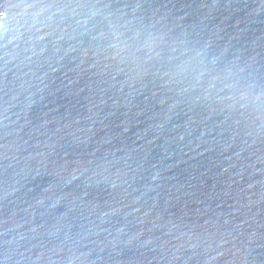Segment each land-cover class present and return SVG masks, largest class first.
I'll use <instances>...</instances> for the list:
<instances>
[{
	"label": "water",
	"instance_id": "obj_1",
	"mask_svg": "<svg viewBox=\"0 0 264 264\" xmlns=\"http://www.w3.org/2000/svg\"><path fill=\"white\" fill-rule=\"evenodd\" d=\"M109 13L245 97L134 83L93 55ZM0 25V264H264V0H0Z\"/></svg>",
	"mask_w": 264,
	"mask_h": 264
},
{
	"label": "clouds",
	"instance_id": "obj_2",
	"mask_svg": "<svg viewBox=\"0 0 264 264\" xmlns=\"http://www.w3.org/2000/svg\"><path fill=\"white\" fill-rule=\"evenodd\" d=\"M77 9H84V11H77ZM73 11L76 13V23L88 26L97 15L101 14L102 8L99 4H81L76 5ZM105 19L107 20L106 26L102 27L98 35L94 37V39L103 41L104 44L103 47H98L93 55L96 57L103 55L105 60L121 65L122 67L118 70L126 71L134 83L151 73L167 77L168 79L164 81L165 85L182 86L181 93L198 92L196 100L203 99L220 103L232 101L233 103L229 105L232 107L238 98L245 97L246 93L242 91V86L238 81L227 82V77L221 75L215 67L196 57L181 60L179 71H173L171 68L162 71L165 64L162 57V38L154 37L151 33L141 30H133L130 28L131 22L122 23V17L112 19L111 13L107 14ZM181 55L183 56L184 53ZM167 59L170 62L179 57H168ZM226 90L228 95H223Z\"/></svg>",
	"mask_w": 264,
	"mask_h": 264
},
{
	"label": "snow or ice",
	"instance_id": "obj_3",
	"mask_svg": "<svg viewBox=\"0 0 264 264\" xmlns=\"http://www.w3.org/2000/svg\"><path fill=\"white\" fill-rule=\"evenodd\" d=\"M0 28H2V25H0Z\"/></svg>",
	"mask_w": 264,
	"mask_h": 264
}]
</instances>
